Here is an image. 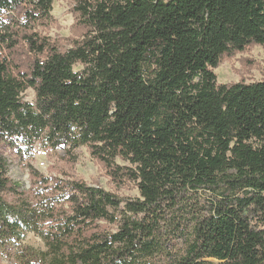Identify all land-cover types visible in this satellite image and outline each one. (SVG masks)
I'll use <instances>...</instances> for the list:
<instances>
[{
  "label": "trees",
  "instance_id": "obj_1",
  "mask_svg": "<svg viewBox=\"0 0 264 264\" xmlns=\"http://www.w3.org/2000/svg\"><path fill=\"white\" fill-rule=\"evenodd\" d=\"M75 3L83 32L61 49L37 29L54 0H0V140L71 158L85 146L139 195L33 167L27 191L0 155L1 253L19 246L25 264H264V80L218 83L214 70L264 46V0ZM29 232L44 249L23 245Z\"/></svg>",
  "mask_w": 264,
  "mask_h": 264
},
{
  "label": "rangeland",
  "instance_id": "obj_2",
  "mask_svg": "<svg viewBox=\"0 0 264 264\" xmlns=\"http://www.w3.org/2000/svg\"><path fill=\"white\" fill-rule=\"evenodd\" d=\"M75 0H54L51 18L46 25L37 29L42 36L58 45L61 49L70 47L74 39L81 36L83 29L78 24V15L74 11ZM24 49V48H22ZM15 64L21 68L26 62L25 51L20 50L14 54ZM83 66L76 65L79 70ZM218 83H235L239 81L251 83L264 80V46L253 44L244 51L222 56V61L214 69ZM25 101L35 103L36 93L29 88L23 94ZM18 146L22 143L18 140ZM18 146L0 140V155L8 160L10 178L19 182L30 191L33 177L31 168H35L44 176L62 179H83L89 184H98L107 190L122 197H136L139 195L134 182L117 183L108 175L106 168L94 159L87 147L81 146L74 151V157L59 147L56 150L44 149L38 145L32 155L20 150ZM120 163H123L119 160ZM53 184V182H52ZM24 246H33L44 249L45 244L35 233L29 232L23 241ZM19 250V252H18ZM25 251L19 246L11 245L8 252L3 254L0 250V264H25ZM35 264H39L36 262Z\"/></svg>",
  "mask_w": 264,
  "mask_h": 264
}]
</instances>
